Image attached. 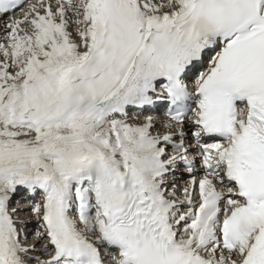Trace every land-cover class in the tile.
I'll return each mask as SVG.
<instances>
[{"label":"snow or ice","instance_id":"snow-or-ice-1","mask_svg":"<svg viewBox=\"0 0 264 264\" xmlns=\"http://www.w3.org/2000/svg\"><path fill=\"white\" fill-rule=\"evenodd\" d=\"M0 264H264V0H0Z\"/></svg>","mask_w":264,"mask_h":264}]
</instances>
